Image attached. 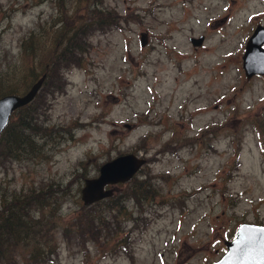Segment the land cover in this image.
Wrapping results in <instances>:
<instances>
[{"label": "rangeland", "instance_id": "obj_1", "mask_svg": "<svg viewBox=\"0 0 264 264\" xmlns=\"http://www.w3.org/2000/svg\"><path fill=\"white\" fill-rule=\"evenodd\" d=\"M92 3L120 27L92 32L80 63L34 99L36 149L0 161V209L44 195L33 214L57 250L45 264H213L241 224H264V76L243 68L264 0H0V97L30 89L62 47L60 28ZM129 153L147 162L108 185L113 200L86 206L85 180ZM84 214L116 218L111 234L78 244L66 228ZM31 248L12 264H30Z\"/></svg>", "mask_w": 264, "mask_h": 264}, {"label": "trees", "instance_id": "obj_2", "mask_svg": "<svg viewBox=\"0 0 264 264\" xmlns=\"http://www.w3.org/2000/svg\"><path fill=\"white\" fill-rule=\"evenodd\" d=\"M93 5V3L90 4L88 17L83 21L80 17H78L80 19L77 20L80 21L78 23L67 20L66 24L60 28L59 36L62 47L59 51H55L52 61L42 73V75H47L42 89L52 74L56 76L62 69L80 63V57L87 52L88 39L92 32L106 33L120 27L121 21L118 14L112 12L113 10L105 11L95 7L91 9ZM28 45L26 44L25 47ZM80 54L82 55L79 56ZM16 92L9 91L7 94H18ZM4 95L6 94L1 96ZM34 101L14 112L12 116L18 117L17 122L13 121L11 117L10 122L2 132L0 136V161L30 155L36 149L34 144L26 146L32 142L31 131H36L33 122L36 109L33 105ZM150 185H146V189H149ZM134 196H137L136 192ZM112 198L114 195L107 199L113 200ZM119 204L116 202L114 206H122ZM46 207L45 197L39 190L37 192L31 190L26 194H14L2 203L0 209V264H12L18 249L31 245L32 248L28 256L30 264H45L54 261L57 250L52 243L54 237H50L51 229L45 228L41 216L36 218L33 214L36 208L43 212ZM112 221L113 223H111ZM115 223L116 218L113 217L108 220L104 216L84 214L78 216L75 223L70 228H66V232L71 230L75 234L77 243L81 244L91 239H101L102 233H107L109 236L111 226Z\"/></svg>", "mask_w": 264, "mask_h": 264}, {"label": "water", "instance_id": "obj_3", "mask_svg": "<svg viewBox=\"0 0 264 264\" xmlns=\"http://www.w3.org/2000/svg\"><path fill=\"white\" fill-rule=\"evenodd\" d=\"M192 43L200 46L204 36L192 37ZM142 45L147 44L146 32L141 33ZM264 24H259L245 46L243 68L246 76L251 78L256 74H264ZM47 75L38 78L24 94H7L0 97V136L8 125L11 115L17 109L32 102L43 87ZM146 158L129 153L118 156L104 163L99 176L87 178L82 189V199L86 206L110 198L114 195L113 186L131 181ZM227 252L214 264H264V224L243 223L239 226L237 236L226 241Z\"/></svg>", "mask_w": 264, "mask_h": 264}, {"label": "flooded vegetation", "instance_id": "obj_4", "mask_svg": "<svg viewBox=\"0 0 264 264\" xmlns=\"http://www.w3.org/2000/svg\"><path fill=\"white\" fill-rule=\"evenodd\" d=\"M258 24H262V23H258ZM257 24V25H258ZM261 76H264V75H261V74H257V75H255V77H261Z\"/></svg>", "mask_w": 264, "mask_h": 264}]
</instances>
